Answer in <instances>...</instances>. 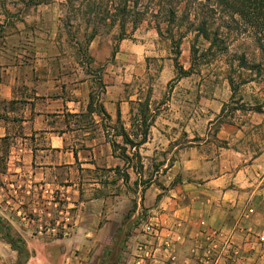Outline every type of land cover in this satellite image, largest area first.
Instances as JSON below:
<instances>
[{
	"label": "crops",
	"instance_id": "1",
	"mask_svg": "<svg viewBox=\"0 0 264 264\" xmlns=\"http://www.w3.org/2000/svg\"><path fill=\"white\" fill-rule=\"evenodd\" d=\"M34 8L38 29L0 36V217L29 254L0 233V264H110L119 245L125 264H264V153L229 124L214 160L160 146L157 122L128 148V40L94 73L55 43L57 7Z\"/></svg>",
	"mask_w": 264,
	"mask_h": 264
},
{
	"label": "rangeland",
	"instance_id": "2",
	"mask_svg": "<svg viewBox=\"0 0 264 264\" xmlns=\"http://www.w3.org/2000/svg\"><path fill=\"white\" fill-rule=\"evenodd\" d=\"M5 2L3 8V0H0V36L40 27L36 18L42 13L34 7L14 6L12 0ZM64 2L52 0L47 4L57 7L58 26L54 41L63 48L60 51L77 54L94 73L115 67L123 42H118V29L110 33L107 29L101 30L92 43L86 44V34L89 35L91 30L75 19L68 24L70 14L69 9L62 5ZM174 26V37L166 34L161 37L155 23L149 20L127 39L131 54L137 57L132 63L136 73L128 78L127 85L135 86L141 104L136 106V116L131 118L132 125L128 129L133 140L126 136L125 145L133 148L143 143L150 134L151 126L157 122L158 130L166 129L171 137L169 141H159L160 146L168 143L174 147L182 145L184 149L203 147L206 155L214 160L219 156L220 148L228 147L218 136L222 125L229 124L243 135L245 144L264 153V105L263 113L256 111L264 104V76L258 77L260 83L239 85L249 72L242 79H237L235 75L236 91L226 79L230 67L236 68L242 55L250 62L260 60V51L254 39L248 34L234 36L228 53L221 55L214 49L205 56L203 53L210 46L208 42L202 37L197 38L196 33H188L182 42H178L176 30L180 22ZM182 26L184 32L186 25ZM193 47L199 49V53L192 74L179 78L176 60L184 71H189L193 62ZM115 149H119L118 146ZM120 151L123 153L124 148L120 147ZM122 251L123 247L119 245L111 254L110 264L121 258L127 259L125 254H120ZM119 264H125V260H120Z\"/></svg>",
	"mask_w": 264,
	"mask_h": 264
},
{
	"label": "trees",
	"instance_id": "3",
	"mask_svg": "<svg viewBox=\"0 0 264 264\" xmlns=\"http://www.w3.org/2000/svg\"><path fill=\"white\" fill-rule=\"evenodd\" d=\"M5 1L1 6L4 8ZM14 6L23 5L33 8L47 5L52 0H12ZM69 9L68 24L75 19L85 24L89 35L86 34V44L92 43L101 30L107 33L118 29V42L130 38L145 22L155 23L159 36L165 34L173 36L174 25L180 22L176 35L178 42H182L188 33H196L209 43V48L203 53L205 56L216 49L225 55L230 49V42L234 36L250 35L259 51V61H248L246 56L238 58L236 68L230 67L226 78L233 90L238 89L237 79L248 76L239 85L260 83L258 77L264 76V0H65L62 4ZM186 30L182 31V25ZM193 62L189 71H184L176 60L179 78L189 77L194 69L199 49L192 48ZM116 54V51L114 52ZM256 75V78L253 76ZM178 78V79H179ZM102 86V84H101ZM262 106L256 111L263 113ZM116 148V145L113 146ZM0 233L5 240L26 260L29 254L23 240L13 233L8 222L0 217Z\"/></svg>",
	"mask_w": 264,
	"mask_h": 264
},
{
	"label": "built area",
	"instance_id": "4",
	"mask_svg": "<svg viewBox=\"0 0 264 264\" xmlns=\"http://www.w3.org/2000/svg\"><path fill=\"white\" fill-rule=\"evenodd\" d=\"M27 220H28V219H27ZM60 226H62V224H61V222L58 221V222L56 223V227H55V228H51V229H57V228H59ZM43 231H44V230H43ZM55 233L58 234L59 232L55 230ZM213 236H214V237H218V236H219V233H218V232H213ZM168 245H169V244H168Z\"/></svg>",
	"mask_w": 264,
	"mask_h": 264
}]
</instances>
